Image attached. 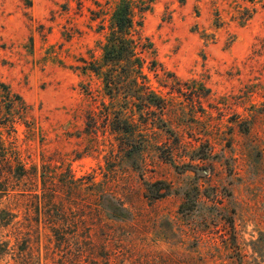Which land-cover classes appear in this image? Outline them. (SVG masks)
<instances>
[{
	"label": "rangeland",
	"instance_id": "1",
	"mask_svg": "<svg viewBox=\"0 0 264 264\" xmlns=\"http://www.w3.org/2000/svg\"><path fill=\"white\" fill-rule=\"evenodd\" d=\"M130 1L112 100L120 0H0V264H264V0Z\"/></svg>",
	"mask_w": 264,
	"mask_h": 264
},
{
	"label": "trees",
	"instance_id": "2",
	"mask_svg": "<svg viewBox=\"0 0 264 264\" xmlns=\"http://www.w3.org/2000/svg\"><path fill=\"white\" fill-rule=\"evenodd\" d=\"M135 16L133 2L120 0L111 17L109 33L102 48V62L98 65L90 64L88 67L102 79L104 91L112 100H116L121 95L127 99H134L136 94L144 89L138 79L144 77L143 52L152 47V44L144 43V39H148L142 36L141 24L136 21ZM56 192L59 198L61 192L59 190ZM161 192V189L158 190L154 199L162 198L164 195ZM93 193L90 197L97 199L100 205L110 198L116 202L115 196L108 191H101L99 195ZM184 206L185 203L182 209ZM109 219L114 220L112 217Z\"/></svg>",
	"mask_w": 264,
	"mask_h": 264
}]
</instances>
